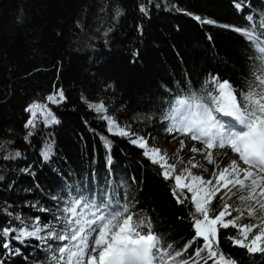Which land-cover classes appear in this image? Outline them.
<instances>
[{
	"label": "trees",
	"instance_id": "16d2710c",
	"mask_svg": "<svg viewBox=\"0 0 264 264\" xmlns=\"http://www.w3.org/2000/svg\"><path fill=\"white\" fill-rule=\"evenodd\" d=\"M247 15L264 17V0H0V230L19 228L17 216L26 225L40 217L58 228L54 218L63 208L90 196L130 203L165 244L183 249L194 230L188 208L171 195V182L136 147L110 136L81 99L108 94L122 113L155 120L185 90L199 91L209 74L241 86L252 67L250 52L244 38L224 26L244 27ZM58 90L64 101L46 106L59 123L46 127L37 115L36 126L26 128V102L34 97L42 104ZM10 149L20 153L18 160H5ZM18 189L26 194L17 196ZM222 194L212 201L214 214L223 209ZM17 200L48 211L19 207ZM227 233L236 229H220L223 251L249 264ZM5 239L10 247L0 242V264H51L35 238Z\"/></svg>",
	"mask_w": 264,
	"mask_h": 264
},
{
	"label": "snow or ice",
	"instance_id": "6c2138e0",
	"mask_svg": "<svg viewBox=\"0 0 264 264\" xmlns=\"http://www.w3.org/2000/svg\"><path fill=\"white\" fill-rule=\"evenodd\" d=\"M235 7L243 11L241 2H236ZM140 10L146 11L144 6ZM195 19L202 24L215 23L200 17ZM244 20V27L224 26L241 35L250 52L252 67L242 85L235 86L229 79L209 74L199 91L187 89L183 95L170 100L162 119L169 135L176 133L203 144L209 150L208 163H213L211 149L227 147L246 167L232 159L223 168V161L216 163L212 177L208 179L193 174L187 167L173 177L184 159L179 155L186 147L184 140L180 141L176 162L169 163L172 157L161 149L150 148L144 137L130 138V143L143 149L142 155L158 166L159 175L165 180L174 179L170 185L171 195L178 205L184 204L188 208L194 230L192 241L176 250L173 245L163 242L162 234L154 231L147 215L133 211L130 203L78 196L63 208L62 215L54 218L58 228L53 222H42L40 217L26 225L17 216L19 228L0 230L2 247H10L5 239L10 235L21 242L35 238L45 246V259L50 257L51 264H209V261L212 264H240L231 252L223 251L220 243V229L231 227L236 233L226 235L232 246L246 250L244 255L249 264H264V17L247 15ZM64 99L62 90L47 98L50 104L62 103ZM88 107L96 113L106 112L103 104H89ZM25 111L30 113L26 128L36 126L38 113L44 117L46 127L59 123L46 105L33 104ZM102 118L106 120L110 134L135 136L111 116ZM105 143L110 146L107 140ZM191 151L203 154L204 149L193 147ZM19 155L17 152L16 156ZM224 157L228 159L229 153H224ZM43 158L48 160L49 154L44 152ZM193 161L194 157L188 160L191 168L201 166ZM221 192L220 199L225 201L223 210L214 214L212 201ZM39 211L48 210L40 208ZM233 212L237 215L232 216ZM245 213L249 222L240 223ZM229 216L232 219H226ZM198 240L203 243L185 257Z\"/></svg>",
	"mask_w": 264,
	"mask_h": 264
},
{
	"label": "rangeland",
	"instance_id": "374dc122",
	"mask_svg": "<svg viewBox=\"0 0 264 264\" xmlns=\"http://www.w3.org/2000/svg\"><path fill=\"white\" fill-rule=\"evenodd\" d=\"M56 93H54L53 95H55ZM48 97H46V98L44 97L42 105H46V102H48V100H47ZM81 100L90 111H92L96 115H99L100 121H102L106 132L110 136L117 138V139L124 140L125 142L129 143L130 145L136 147L139 151H141V153L143 152V149L139 148L137 145L130 143V138H135L136 136L144 137L148 141V146L150 148L161 149L163 153H167L170 157H172V159L169 161V163H175L176 162V155H177L178 149L180 148V141L184 140L186 143V147H185L183 152L179 153V155L183 156L184 159H183L182 163L178 164V166L176 168V172L173 173V177L175 176V174H178L181 171V169L187 167L191 170V172L193 174L201 175L205 179H208V178L212 177V173H213V170L215 169L216 163L223 161V163H221V168H223V167H226L228 164H230L232 159H236L238 161V155L231 153V150L226 147L224 149H219V148L211 149L212 155H213V163H211V164L208 163V161L206 160V156H207V152L209 150L206 149L203 144H201L198 141L190 140L188 137L183 136V135H178L176 133L169 135L167 133V131L164 130L165 129V122L163 121V119L157 118L155 120H152L148 117H143V116H139V115H127V114L122 113L119 106L116 104V102H114V99L111 96H109L108 94L101 95L99 97H94V96L86 97L85 96ZM33 104H40V103H38L34 97H31L26 102L25 109L29 108ZM89 104H93V105L103 104L105 109H106V112L96 113L94 110H92L88 107ZM26 113H27V117H28L27 121H28V119L30 118V113L27 111H26ZM37 115L42 117L39 113ZM103 116H111L120 126H123L125 128H129L131 130V132L135 134V136H133V137H122L119 135L110 134L107 131V122H106V120H104L102 118ZM42 118L44 119V117H42ZM173 136H176V138L173 139ZM193 147L204 149L203 154H201L199 152H197L195 154L192 153L191 149ZM16 153H17V151L15 149L8 150L4 156V158L8 157V159H5V160L10 161V162H14V161L18 160L19 156H16ZM224 153H229L228 159H225ZM217 154H219V155H217ZM143 157L150 164H152L148 158H146L145 156H143ZM193 157H194L193 162H198L201 165L200 167L191 168V166L188 164V160L193 158ZM239 163H240L241 167H246L245 165H243V162H239ZM156 168L159 170L158 166H156ZM205 168L208 169V171H205ZM19 171L21 173H24V174L29 173L28 169H20ZM161 177L163 178V176H161ZM2 181H3V176L0 175V183ZM8 181H9V179H8ZM169 181L171 182V184L174 183V179L169 180ZM10 183L11 182H9V186H7L8 189L10 188V185H11ZM112 183L114 184L115 188L121 189L120 188L121 184H120L119 179L112 180ZM185 191H186V189H185ZM221 193H223V192H221ZM25 194H26V192L23 189H18L16 191L17 196H23ZM190 195L191 194H189V196ZM225 199H227V198H225ZM233 199H235V197H233ZM17 202L18 203H16V205L19 207L20 206L21 207H29V208H33L35 210L40 209V208L37 209L36 206L31 202H24L22 200L21 201L17 200ZM227 202L232 203V201H227ZM237 203H238V201H237ZM235 215H237V213L233 212L232 216H235ZM226 219H232V217L229 216V217H226ZM244 221H246L245 223L249 222V219H248L246 213L244 216ZM30 239H34V238H30Z\"/></svg>",
	"mask_w": 264,
	"mask_h": 264
}]
</instances>
